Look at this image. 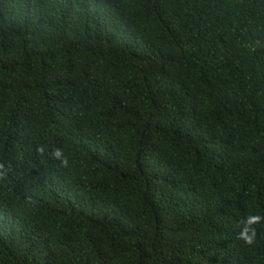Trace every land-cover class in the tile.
<instances>
[{
	"label": "trees",
	"instance_id": "obj_1",
	"mask_svg": "<svg viewBox=\"0 0 264 264\" xmlns=\"http://www.w3.org/2000/svg\"><path fill=\"white\" fill-rule=\"evenodd\" d=\"M0 264H264V0H0Z\"/></svg>",
	"mask_w": 264,
	"mask_h": 264
}]
</instances>
